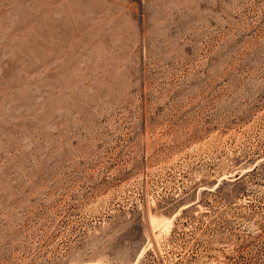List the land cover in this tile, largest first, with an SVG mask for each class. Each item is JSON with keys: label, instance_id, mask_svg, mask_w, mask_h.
<instances>
[{"label": "rangeland", "instance_id": "1", "mask_svg": "<svg viewBox=\"0 0 264 264\" xmlns=\"http://www.w3.org/2000/svg\"><path fill=\"white\" fill-rule=\"evenodd\" d=\"M0 264H264V0H0Z\"/></svg>", "mask_w": 264, "mask_h": 264}]
</instances>
